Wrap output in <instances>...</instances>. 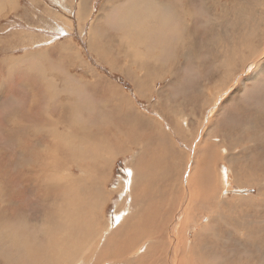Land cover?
Wrapping results in <instances>:
<instances>
[{"label": "rangeland", "instance_id": "374dc122", "mask_svg": "<svg viewBox=\"0 0 264 264\" xmlns=\"http://www.w3.org/2000/svg\"><path fill=\"white\" fill-rule=\"evenodd\" d=\"M29 1L32 5L31 10L35 14V18L30 21L21 18L27 10L22 7L17 8L19 4L28 8ZM104 1H107L106 11L97 12L99 5ZM129 1L133 3V7ZM88 2L87 0H0V72L2 73H0V150L8 155L7 167L16 168L21 164L29 165L33 162V158L21 159V153L16 151V141L26 134L34 139L31 143L32 149L42 146V142L38 141L40 139H35L43 132L42 129L38 130L41 131L38 133L33 132L34 130L28 132V129L23 130L22 127L49 125L48 133L45 135L51 134L52 126L49 122L42 121L43 116L44 119L48 118L47 121L51 119L61 131L70 129V117H73V114L84 118L86 121L84 129L91 131L94 128L95 131L92 132L94 134H97V129L104 121L106 124L109 121L114 126L123 128L127 127V124L134 125L137 129L133 128L127 132L116 128L113 137L122 133L132 136L133 139L138 138V135L144 137L148 161L144 167L136 169L132 164L136 162V157H132L133 150L123 154L124 149H122L119 154H115L116 157L111 163L110 179L106 186L100 183V178L95 175V184L91 185L92 188L76 184L72 188L62 190L61 196H68L67 202L76 205V200H82V204L79 205L82 207L73 212L81 211L80 213H84L85 216L93 215L99 218V224L108 226L110 232H104L102 245L110 244L109 235L114 233L111 234L113 246L106 248L104 253L114 255L115 259L120 258V263L99 262V264H157L164 250L165 239L163 240L162 235H165V232H162L158 239H152L154 248L151 244L149 247L146 246L149 238L143 240L139 247L135 248L140 251H136L139 256L135 254L130 257L129 252L123 254L126 249H134L137 245L127 239L134 230L151 234V238H154L156 234L154 232L163 223L164 218H167L168 212H171L169 214L170 219L172 217L171 225L175 223L180 225L183 224L186 211L191 218L188 224H191H184L188 229L186 228V238L183 236L181 242L183 240L188 249L194 244L195 248L192 252L197 251L198 254L188 253V257L193 255L194 263L196 256H199L204 258L207 264H249V262L264 264V254H262L264 253V125L262 126L264 124V0H89ZM136 3L138 4L135 5ZM156 5L162 7L161 12L147 16V9ZM128 9L129 11L133 9L132 19L135 17L140 20L143 23V33L146 37L149 36L143 42L149 47L160 49L157 52L159 58L156 64L152 60V53L147 54L144 66H141L133 61L131 51L126 52L128 45L124 37L126 34L129 36L131 49L135 48L132 26L126 28L116 18L118 15L125 18L124 14ZM172 10L176 12L173 14ZM160 13L170 18L166 24H162L160 18L157 19ZM109 14H111L110 19L105 18V15ZM147 30L152 31L153 36L148 35ZM150 38L152 41L149 40ZM166 43L169 44L165 47ZM141 50L146 49L142 46ZM28 65L36 70L31 67L29 69ZM44 67L46 70L43 69ZM16 68H20V71ZM40 68L41 70H38ZM27 69L30 70V74L34 72L33 77ZM10 72L14 73L10 74ZM37 82L51 83L61 92H58L60 98H54L50 104L48 100L45 101L43 112H40L41 118H36L35 114H28L32 116L34 122L27 119L23 121L21 115L27 110L23 106L32 103L31 92L36 89ZM97 91L99 94L96 93ZM58 103L71 105L69 107L71 111L68 110L65 119L48 112V105L53 106ZM37 109L41 107L38 106ZM74 111L77 114L73 113ZM19 117L22 121L19 124L21 129L16 128V131H13L14 139L10 133L15 122L11 120L13 118L18 122ZM120 117H122L121 121ZM258 120H262L260 121L262 124ZM104 140L101 139L102 146L107 148L103 144ZM93 144L96 146V143ZM42 148L48 155L45 144ZM136 152L139 154V151ZM84 154L78 155L79 160L72 153L60 155L64 163L58 167L60 173H64L63 169H67L70 162H83L85 159L84 174L89 179L93 178L96 157L94 152L88 151ZM159 154L164 158L154 161ZM128 167L139 171L134 177L138 191L135 199L130 198L128 190L126 193L124 184H119L123 178H128ZM74 173L79 174L78 171ZM19 184V182L14 183L18 190L21 189ZM170 189L171 191L168 192ZM140 190L145 192L144 199L141 198L142 195L138 197ZM190 190L195 194L194 201L190 200V203L183 201V203L184 194ZM123 191L126 196L122 194ZM160 191L163 197L161 201L156 202L152 199L151 193ZM32 193L33 184L29 186V192L22 193L21 202L25 208L19 212V215L29 218L32 227L25 226L26 224L21 221L22 217L10 216L9 211L2 217L4 235L0 233V240L1 237L3 238L2 242L0 241V250H12V254H6L5 259L10 258L9 261L12 260L15 264H31L23 260L24 257L28 258L23 253L26 246L34 245L36 250H44L38 247L35 240L40 239L46 244V236H44L46 233L42 231L43 233L40 234L37 231L38 227L35 228L32 224L39 225L50 207L43 202L40 195L36 198ZM102 193H105L107 198L104 199V203L101 201L103 203L99 204L101 207L98 205L97 210L100 212L93 214L90 209L91 204L95 199L98 200ZM123 197L126 198L125 202H122ZM3 204L5 205V200L0 196V209ZM58 206L57 203L55 207ZM121 209L126 210L124 212H127L126 217L129 219L127 225L123 226H120L121 220H116ZM116 222L120 223L119 226ZM144 222L145 224H142ZM118 227H121V230L116 232ZM182 227L183 225L175 228L176 234ZM16 229L21 234L24 229L27 234L29 230L28 239L20 242L18 240L15 243L14 238L7 236L10 233L15 235ZM99 235L100 233L97 236ZM248 238L250 240H247ZM124 240H127L126 244ZM167 249L166 255L171 246L168 245ZM184 251V247H175L177 264L185 255ZM166 255L163 256L164 263L169 264ZM3 256L0 254V264H5L6 260ZM38 256V259L32 257V264H60V259L54 263L55 257H48L44 252L40 253V257ZM96 256L97 253L94 257ZM47 257L49 263L45 262ZM201 260L204 262L203 259ZM81 261L78 264H82Z\"/></svg>", "mask_w": 264, "mask_h": 264}, {"label": "bare ground", "instance_id": "6f19581e", "mask_svg": "<svg viewBox=\"0 0 264 264\" xmlns=\"http://www.w3.org/2000/svg\"><path fill=\"white\" fill-rule=\"evenodd\" d=\"M80 1V0H79ZM89 0H87L88 2ZM120 1V0H119ZM148 1V0H146ZM154 1V0H153ZM188 1V0H187ZM210 1V0H209ZM215 1V0H214ZM59 2V1H58ZM105 2V1H104ZM130 2V1H129ZM219 2V1H217ZM85 3V2H84ZM89 3V2H88ZM131 4V2H130ZM133 4V3H132ZM131 4V6H132ZM138 3H136L135 5H137ZM155 4V3H154ZM209 4V3H208ZM83 5V4H81ZM91 5V4H90ZM148 5V4H147ZM164 5V4H163ZM210 5V4H209ZM214 5V4H213ZM217 5V4H216ZM92 6V5H91ZM130 6V5H129ZM130 6V7H131ZM129 7V8H130ZM133 7V6H132ZM139 7V6H138ZM212 7V6H211ZM102 8V7H101ZM214 8V7H212ZM80 9V7H79ZM131 9V8H130ZM134 9V8H133ZM132 9V10H133ZM78 10V9H77ZM84 10V9H83ZM104 11L105 8L103 9ZM132 10L128 11L124 14L125 18L124 17H120V15H118V17L116 18V20L120 21V24L124 25L126 28L132 26L131 30L134 34V37L131 36V32L129 31V35L132 37V40H134V45H135V48L132 50L131 49V46L129 44V36L128 34H126V42L128 43V45L126 46L127 47V51H131L132 52V55H133V61L138 64V65H141V66H144V59L147 57V54L148 53H152L153 54V57H152V60L155 62L156 64V60L157 58H159L157 52L160 51L159 48L157 47H149L147 46L145 43L146 42H143L145 41L146 39L145 38H149V36H145V34L143 33V23L140 21V20H137V18L133 17L132 19ZM162 10V7L156 5V6H150L148 9H147V16L148 15H154L156 14L157 15V12H161ZM175 10V8L173 9ZM172 10V11H173ZM52 11V10H51ZM68 11V10H67ZM79 11V10H78ZM77 11V12H78ZM144 11V9H143ZM164 11V10H163ZM53 12V11H52ZM82 13V11H80ZM84 12V11H83ZM102 12V11H101ZM100 12V13H101ZM134 12V11H133ZM171 12V11H170ZM176 12V11H175ZM173 11V14L175 13ZM54 13V12H53ZM135 13H137V11H135ZM140 13V12H139ZM142 13V12H141ZM144 13V12H143ZM220 13V12H219ZM85 14V13H84ZM55 15V14H54ZM61 15V14H60ZM86 15V14H85ZM90 15V14H89ZM88 15V16H89ZM141 15V14H140ZM144 15V14H143ZM84 16V15H82ZM108 18L110 19L111 17V14L109 15H105V18ZM130 18V19H127V18ZM137 17H139L137 15ZM152 17V16H150ZM180 17V16H179ZM83 18V17H82ZM87 18V17H85ZM143 18V16H142ZM141 18V19H142ZM160 18L159 20L162 22V24H166L169 20L166 16H164L162 13H160V15L157 16V19ZM115 19V18H114ZM139 19V18H138ZM144 19V18H143ZM151 19V18H150ZM156 20V18H154ZM170 19V18H169ZM176 19V18H175ZM61 20V19H60ZM78 20V19H77ZM86 20V19H85ZM153 20V18H152ZM154 20V21H155ZM182 20V19H181ZM151 21V20H150ZM148 21V22H150ZM159 22V21H158ZM74 23V22H73ZM82 23V22H81ZM174 23V22H173ZM173 23H171L173 25ZM180 23V22H177V24ZM183 23V22H182ZM151 24V23H150ZM155 24V23H154ZM176 24V23H175ZM176 24V25H177ZM186 24V23H185ZM70 25V24H69ZM74 25V24H73ZM81 25V24H79ZM145 25V24H144ZM148 25V23L146 24ZM182 25V24H181ZM208 25V24H207ZM161 26V25H160ZM190 26V25H189ZM66 27V25H65ZM82 28V26H80ZM156 27V26H155ZM168 27V26H167ZM256 27V26H255ZM146 28V27H145ZM172 28V26L170 27V29ZM177 28V26H176ZM182 28V27H180ZM70 29V28H69ZM147 29V28H146ZM184 29V28H183ZM119 30V29H118ZM120 30H121V27H120ZM145 30V29H144ZM159 30V29H158ZM167 30V29H166ZM165 30V31H166ZM174 30V28L172 29ZM260 30V28H259ZM63 31V30H62ZM124 30H122L123 32ZM152 31H153V27H152ZM151 31V32H152ZM155 31V30H154ZM161 31V30H160ZM147 32L149 33L148 35L152 34L150 32V30ZM159 32V31H157ZM167 32V31H166ZM173 32V31H172ZM184 32V31H183ZM154 33V32H153ZM162 32H160L161 34ZM164 33V32H163ZM261 33V31L259 32ZM66 34V33H65ZM156 34V33H154ZM170 34V32H169ZM183 34V33H182ZM185 34V33H184ZM168 36V34H166ZM150 36H153L150 35ZM155 36V35H154ZM160 36V35H159ZM187 36V34H186ZM43 37V36H41ZM40 37V38H41ZM94 37V36H93ZM157 38V36H155ZM152 38V37H151ZM151 38L149 39L150 41ZM159 38V37H158ZM44 39V37H43ZM153 39V38H152ZM165 39V37L163 38ZM48 40V39H47ZM55 40V38L53 39ZM122 40V38H121ZM160 40V38H159ZM167 40V39H166ZM187 40V39H186ZM51 41V40H50ZM91 41V40H90ZM172 41V40H171ZM170 41V42H171ZM177 41V40H176ZM45 42V41H44ZM154 43L156 41H153ZM162 42V40H161ZM169 42V43H170ZM175 42V41H174ZM179 42V41H177ZM40 43V42H39ZM42 43V42H41ZM40 43V44H41ZM169 43H166L164 44V46L166 47ZM173 43V42H172ZM180 43V42H179ZM185 43V42H184ZM189 43V42H188ZM191 43V42H190ZM69 44V43H68ZM74 44V43H72ZM71 44V45H72ZM158 45V43H155ZM36 45H37V41H36ZM34 45V46H36ZM50 45V44H49ZM104 45V44H103ZM108 45V44H106ZM150 45V44H149ZM162 45V44H161ZM178 45V44H177ZM52 46V45H51ZM68 46V45H67ZM70 46V45H69ZM92 46V45H91ZM145 47L146 50L142 51L141 50V47ZM192 45H190L191 47ZM28 47V46H27ZM40 47V46H38ZM43 47V45L41 46ZM48 47V46H47ZM71 47V46H70ZM173 47V45H172ZM196 47V46H195ZM26 48V47H25ZM31 48V47H30ZM109 48V47H108ZM161 48V47H160ZM41 49V48H39ZM106 51H107V47L105 48ZM162 49V48H161ZM164 49V48H163ZM167 49V48H166ZM27 50V49H26ZM67 50V49H65ZM75 50V49H74ZM110 52H111V48L109 49ZM34 51V50H33ZM178 51V49H177ZM31 52V51H30ZM46 52V51H45ZM165 52V51H163ZM40 54V53H39ZM118 54V53H117ZM160 54V53H159ZM180 54V53H179ZM184 54V53H183ZM42 55V54H41ZM107 55V54H106ZM109 55V54H108ZM112 55V54H111ZM110 55V56H111ZM161 55V54H160ZM166 55V54H165ZM109 56V57H110ZM162 56V55H161ZM43 57V56H42ZM41 57V58H42ZM40 58V59H41ZM111 58V57H110ZM257 58V57H256ZM14 59V58H13ZM151 59V58H150ZM42 60V59H41ZM51 60V59H50ZM44 61V60H43ZM42 61V62H43ZM47 61V59H46ZM37 62H41V61H37ZM49 62V60H48ZM47 62V63H48ZM254 62H256L254 60ZM19 63V62H18ZM35 63V62H34ZM46 63V62H45ZM163 63V61H162ZM21 64V63H19ZM24 63H22L21 65H23ZM42 64V63H41ZM134 64V63H133ZM25 65V64H24ZM31 65V64H30ZM30 65L29 66V69H30ZM33 65V64H32ZM43 65V64H42ZM41 65V66H42ZM18 66V65H17ZM47 66V65H46ZM164 66V65H163ZM15 66H13L14 68ZM35 67V66H34ZM53 67V65H52ZM160 67V65H159ZM167 67V66H166ZM261 68V66H259ZM9 68V67H8ZM24 68V66H23ZM22 68V69H23ZM27 68V67H26ZM32 69L33 66L31 67ZM39 68V66H38ZM144 68V67H143ZM154 68V67H152ZM165 68V67H164ZM259 68V69H260ZM18 68H16L17 70ZM44 70H46V68L44 67L43 68ZM56 69V68H55ZM127 69V67L125 68ZM12 70V69H11ZM9 70V71H11ZM20 71V68L18 69ZM28 70V69H27ZM36 70V69H34ZM38 70H41L38 69ZM37 70V71H38ZM131 70V69H130ZM14 71V70H13ZM18 71V72H19ZM30 70H28V73L30 74L29 72ZM36 71V72H37ZM162 71V70H161ZM33 72V71H31ZM48 72V71H47ZM258 72V71H257ZM1 73V72H0ZM7 73V72H6ZM14 73V72H13ZM10 72V74H13ZM34 73V72H33ZM32 73V74H33ZM39 73V71L37 72ZM49 73V72H48ZM53 73V72H52ZM51 73V74H52ZM144 73V72H143ZM2 74V73H1ZM8 74V73H7ZM30 74V75H32ZM42 74V73H41ZM40 74V76H41ZM50 75V74H49ZM53 75V74H52ZM6 76V75H5ZM151 76V75H150ZM28 77V76H27ZM33 77V75L31 76ZM37 77V76H36ZM49 77V76H48ZM53 77V76H52ZM11 78V77H10ZM30 78V77H29ZM38 78V77H37ZM106 78V77H105ZM33 79V78H32ZM32 79H30L32 81ZM56 79V77H55ZM94 79V78H93ZM2 80V79H1ZM41 80V79H40ZM57 80V79H56ZM109 81V80H108ZM53 82V81H52ZM1 83V82H0ZM45 83V84H44ZM209 83V82H208ZM207 83V84H208ZM238 83V82H237ZM3 84V83H2ZM34 84V83H33ZM43 84V85H42ZM41 85L37 86L36 89L32 90L31 92V96L33 97V101H32V105L30 104V107H28L27 110H25L23 112V115L22 112H21V116H23V121L24 119H27L28 121H33L32 119V111L34 112V110H36V112L34 113L36 116L38 115L39 116V113L40 112H43L42 111V108L43 106L45 105V101L47 102L48 100V104L52 103V100L55 98H60L59 97V93L60 91H57V88L53 85H51V83H46V82H43ZM60 84V83H59ZM108 84V83H107ZM206 84V86H207ZM68 86V85H67ZM109 86V85H108ZM69 87V86H68ZM72 87V86H71ZM114 87V86H113ZM158 87V86H157ZM1 88V87H0ZM65 89V87H63ZM61 88V89H63ZM115 88V87H114ZM119 88V87H117ZM155 88V87H154ZM13 89V88H12ZM69 89V88H68ZM121 89V88H120ZM14 90V89H13ZM111 90V89H110ZM113 90V89H112ZM111 90V91H112ZM118 90V89H116ZM10 91V89H8V92ZM69 91V90H68ZM121 91V90H120ZM147 91V90H146ZM7 92V91H6ZM61 93V92H60ZM97 94H99V91L96 92ZM112 94V92H110ZM108 93V94H110ZM69 94H70V91H69ZM117 94V93H116ZM145 94V93H143ZM7 95V94H6ZM11 95V94H10ZM125 95V94H124ZM121 97V96H120ZM66 98V97H65ZM68 99V98H67ZM107 99V98H106ZM62 100V98H61ZM65 100V99H64ZM170 100V99H169ZM57 101V100H56ZM60 101V100H59ZM58 101V102H59ZM120 101V100H119ZM71 102V101H70ZM69 102V103H70ZM209 102V101H208ZM72 103V102H71ZM47 105V104H46ZM107 105V104H106ZM113 105V104H112ZM39 107H41L40 111L39 109H37ZM71 105H66V103H58L57 104V107L53 108V106L51 105H48L47 106V109H48V112H50L52 115L54 114V116H60L62 117L63 119H65V116L66 114L69 112L68 110H70L71 108H69ZM19 107V106H18ZM46 107V106H45ZM110 107V106H109ZM104 108V107H103ZM54 109H55V112H54ZM79 109V107H78ZM83 110V109H82ZM86 110V109H85ZM71 111V110H70ZM73 113H76L75 111ZM28 114H31V115H28ZM77 114V113H76ZM19 115V114H18ZM42 115V114H41ZM51 115V116H52ZM80 116V115H78ZM78 116H74L73 114V117H70V124H71V127L70 129H66L64 131H61V129H58L59 126H56V124H54L52 122L51 119H49V121H47V119H44L45 117L43 116V119L42 121L44 122H49V124L52 126L51 127V134H48V135H45L47 134V130L49 129V125H44L42 127V130L43 132H38V130H34L33 132H38L40 133V136L36 137L35 139H40L38 141H41L42 142V146L45 144V146L47 147L48 149V152L49 154L46 155L45 153V150L42 148V146L39 145V147L35 148V149H32V146H31V143L33 142L34 139H32L31 135H26L25 134V137L22 138H17L18 140L16 141L17 144H16V151H18L19 153H21L22 155V160H25V159H30V158H33L32 161L29 165H24V164H21L20 166L16 167V168H13L12 166H9V168L7 167L8 165V161H9V158H8V155L5 151H2L0 150V196L3 198V200H5V205L3 204L1 209H0V233L2 235H4V227H2L1 225V222H2V217L3 215L9 211L10 212V216H19V217H22L21 221L24 222L28 227L31 226L30 224V220L29 218L26 216H21V214L19 215V212H21L22 208H25L23 207L24 205H22V202H21V196L23 195L22 193H27L29 192V186L31 184H33V196L37 198L38 195H40V197L43 199V202L48 205L50 207V209L46 212L45 216H43V218L41 219L42 222H40V226L39 225H34L32 224L35 228L38 227L39 230H37L38 232H40V234H42L44 231L46 234H44V236H46V244L42 243L40 239H37L35 240V242L39 245L38 247L39 248H43L44 250L42 251L41 250H36L34 248V245L32 247L30 246H26V249L23 250V253H24V256L27 255L28 258L24 257L23 260L25 259V261L27 263H31L32 264V257L34 258H37L40 257V253L41 252H44L46 256L48 257H55V262L56 263L59 259H60V264H78L79 261L82 262V264H99V262H102V263H109V262H112V263H120V258L119 259H115L114 258V255H111V254H106L104 253L105 249L110 247L113 243V237L111 236V233L109 235V238H110V244H106V245H102V242H103V235H104V232L105 231H109V228L108 226L107 227H104L102 226L101 224H99V218L93 216V215H90V216H85L84 213H75L73 212V210H77L79 208H81L82 206H79L81 203L82 200H76V205H74L73 203H70L67 202V197H64V196H61L62 194V190H67V188H72L74 186H76V184H80V185H84L85 187L88 186V187H91V185L95 184V175H98V177L100 178V183H103L104 186L107 185L108 183V180L110 179L109 178V169H110V166H111V163L113 162V159L116 157L115 154H119L121 152L122 149H124L123 151V154H125V152L129 151V150H133V156L132 157H136L135 160L136 162L134 161V164L136 166V169L139 170V168H142L146 165V163L148 162L147 161V157H146V141L144 140V137H141L140 135H138L139 137L138 138H135L133 139L132 136L130 135H127L126 133H122L120 134L119 136H114L113 137V132L114 130L117 128V129H120L122 130L123 132H127L131 129H133L135 126L134 125H131L130 124L128 125L127 123V127H124V128H127V129H124L122 126H114V124H111L109 123L108 121V124H106V122L104 121L102 123V125L97 129L98 131L96 132L97 134H94L92 133L94 130V128L91 130V131H86L84 128H85V125H86V121L84 120V118H79ZM8 117V116H7ZM14 117V116H13ZM40 118V117H39ZM18 119V122L12 118L11 121L14 120L15 122V125H14V128L12 127V130H11V133L10 135H15V132L13 131H16V128L18 129H21V126L19 125L20 123H22L20 117L17 118ZM122 117L119 118V120L121 121ZM51 120V121H50ZM84 120V121H83ZM10 121V122H11ZM40 121V119H39ZM41 121V122H42ZM57 121V120H55ZM259 121V120H258ZM262 121V120H260ZM259 121V122H260ZM8 122V121H7ZM34 122V121H33ZM115 122V121H114ZM261 123V122H260ZM25 124V123H24ZM22 124V125H24ZM116 124V123H115ZM146 124V123H145ZM262 124V123H261ZM33 125V124H32ZM64 125V124H63ZM264 124H262L263 126ZM90 126V125H89ZM261 126V127H262ZM25 127V126H24ZM58 127V128H57ZM67 127V126H66ZM3 128V127H2ZM26 128V127H25ZM25 128L23 130H25ZM17 129V130H18ZM29 129V128H28ZM35 129V128H34ZM37 129V128H36ZM134 129H137V128H134ZM4 130V129H3ZM27 130V129H26ZM31 130V129H30ZM60 130V131H59ZM259 130V129H258ZM257 130V131H258ZM263 130V129H262ZM29 132V130H28ZM32 132V130H31ZM262 132V131H261ZM215 133V132H214ZM253 133V132H252ZM9 134V133H8ZM24 134V133H23ZM33 134V133H32ZM253 134H256L255 132ZM17 135V134H16ZM21 135V134H20ZM9 136V135H8ZM134 136V135H133ZM14 137V136H13ZM105 138V140H104ZM258 138V137H257ZM10 139V138H9ZM15 139V137H14ZM101 139H103L105 141V144L104 146H106L107 148H104L102 146V143H101ZM15 141V140H14ZM259 141V140H258ZM261 141V140H260ZM222 142V141H221ZM224 142V141H223ZM93 143H96V146H94ZM264 143V142H263ZM258 145V144H257ZM36 147V146H34ZM33 147V148H34ZM49 147V148H48ZM45 148V147H44ZM94 152V155L96 157V160H95V165H94V177L89 179L88 176H86L84 173H85V169H86V166H85V159H83L84 161H80V162H70L71 164L66 168H64V173H60L61 171L58 169V167L63 163V161L61 160L60 158V155H67L68 153H72L74 155L75 158H77L79 160V156L80 154H84V152ZM136 151H139V154L138 152ZM167 151V150H166ZM163 153V152H161ZM164 154V153H163ZM62 156V157H64ZM224 156V155H223ZM73 157V156H72ZM70 157V158H72ZM171 157V156H170ZM162 158H164V156L162 157L160 154L159 156H156L154 158V161L157 160H161ZM218 158V157H217ZM14 159V158H13ZM74 159V158H73ZM133 159V158H132ZM35 160V161H34ZM131 160V159H130ZM65 161V160H64ZM150 161V160H149ZM163 161V160H162ZM193 161V160H192ZM213 162V161H212ZM14 163V162H12ZM163 163V162H162ZM88 164V163H87ZM10 165V163H9ZM66 165V163H65ZM85 166V168H84ZM91 166V164H90ZM133 166V165H132ZM62 167V166H61ZM92 167V166H91ZM89 168H87L88 170ZM144 169V168H143ZM148 169V168H147ZM161 169V168H160ZM70 170V171H69ZM138 170H135L133 169L132 167H128L127 168V174H128V178H123L122 182H119V184H124V189H126V193H127V190L130 192V198L134 199L137 198V190H136V183H134V177L137 175V171ZM13 171V172H12ZM75 171H78L79 174L76 175V173H74ZM148 171V170H147ZM139 172V171H138ZM144 172V171H142ZM186 172V171H185ZM225 173V171H224ZM146 174V173H145ZM222 174V173H221ZM235 174V173H234ZM237 174V173H236ZM108 175V176H107ZM11 176H14L11 177ZM186 176V175H185ZM228 176V175H227ZM168 177V176H167ZM200 177V176H199ZM203 177V176H202ZM187 179H188V176H187ZM202 179V178H200ZM224 179V178H223ZM191 180V179H190ZM171 181V180H170ZM173 181V180H172ZM171 181V182H172ZM207 181V180H206ZM209 181V179H208ZM207 181V182H208ZM15 182H19L21 185V189H17L16 186L14 185ZM206 182V183H207ZM263 182V181H262ZM261 182V183H262ZM99 183V182H98ZM145 184V183H144ZM97 186V184L95 185V187ZM109 186V185H108ZM79 188V186H78ZM102 189L104 187H101ZM121 188V187H120ZM161 188V187H160ZM74 190V189H73ZM78 190V189H77ZM76 190V191H77ZM80 190V189H79ZM93 190V189H92ZM151 190V189H150ZM161 190V189H160ZM239 190V189H238ZM75 191V190H74ZM105 191V190H104ZM147 191V190H146ZM171 189L168 191L170 192ZM174 191V190H173ZM193 190H190L187 194H184V197H183V200L182 202H188L190 203V200L194 201V192L192 193ZM262 191V190H261ZM86 192V191H85ZM103 192V191H102ZM162 191L160 192H152L151 194V197L152 199L157 202V201H161L163 195L161 193ZM21 193V194H20ZM89 193V191H88ZM100 193V192H99ZM109 193V192H108ZM126 193L123 191L122 194H124L126 196ZM174 193V192H173ZM73 194V192L71 193V195ZM90 194V193H89ZM111 194V193H110ZM144 194L145 192H141V190L139 191L138 193V197H140L142 195L141 198L144 199ZM82 195V194H81ZM85 195V194H83ZM82 195V196H83ZM106 194L105 193H102L101 194V197L97 200L95 199L92 204H91V211H93V214L98 211L97 210V207L99 204H101L105 198H107L105 196ZM78 194L76 195V198H77ZM124 196V197H125ZM75 197V196H73ZM110 197V196H109ZM111 197H112V194H111ZM122 198V202H125L126 198ZM177 197V196H176ZM181 197V195H180ZM81 198V197H79ZM85 198V197H84ZM82 199V198H81ZM128 199V198H127ZM130 199V200H131ZM205 199H208V198H205ZM100 200V201H99ZM111 200V199H110ZM173 200V199H172ZM180 200V199H178ZM102 201V202H101ZM133 201V200H131ZM130 201V202H131ZM152 201V200H151ZM175 201V200H174ZM199 201V200H198ZM210 201V200H209ZM3 202V201H2ZM181 202V203H182ZM183 202V203H184ZM204 202V201H203ZM58 203V208L55 207V205ZM88 203V202H87ZM104 203V202H103ZM102 203V204H103ZM127 203V202H126ZM178 203V202H177ZM158 204V203H157ZM174 204V202L172 203ZM171 204V205H172ZM180 204V203H179ZM187 204V203H186ZM192 204V203H191ZM238 204V203H237ZM73 205V206H72ZM106 205V204H104ZM103 205V206H104ZM161 205V204H160ZM181 205V204H180ZM209 205V203H208ZM173 206V205H172ZM183 206V205H182ZM188 206V204H187ZM99 207H101L99 205ZM98 207V208H99ZM143 207V206H142ZM48 208V207H47ZM128 208V207H127ZM165 208V207H164ZM170 208V206H169ZM176 208V207H174ZM189 208H190V204H189ZM192 208V206H191ZM130 209V208H129ZM193 209V208H192ZM81 210V209H80ZM104 210V209H103ZM125 210V209H124ZM124 210L121 209L119 215L117 214V218L116 220L117 221H120L121 224L120 226H123V225H127V221L129 220L127 217H126V214L127 212L125 213ZM172 210V209H171ZM185 210V209H184ZM18 211V212H17ZM45 211V210H43ZM82 211H85V210H82ZM126 211V210H125ZM129 211V210H128ZM143 211V210H142ZM170 211V210H169ZM175 211V210H174ZM87 212V211H86ZM100 212V211H98ZM176 212V211H175ZM185 212V211H184ZM190 212L191 209H190ZM103 213V211H102ZM167 213V212H166ZM171 213V212H170ZM168 212L167 214V218H164V221H162L163 223L160 224V227L157 229V231L154 232V238H151L152 235L149 234H145L141 231H133V234L130 236V238H128L127 240H132L134 243H136V247H134V249H126V252L123 251V254L124 253H131L130 254V257H132V255H135L136 254V251H138L137 249L135 250V248L139 247V245L143 242V240H145L146 238H149L148 239V242L146 246H150V244L153 246L152 244V239H158V237L161 236V233L162 232H165V235L163 234L162 235V238L163 240L165 239V244H164V250H163V253L161 254V256L158 258V261L156 262L157 264H167L164 263L165 262V259H163V256L166 255V252L165 250L167 249V246L170 245L171 246V249L169 252H167V255H166V259L167 261H169V264H177V261H176V258H175V255H174V249L176 246L178 247H184L185 251V255L179 260V264H207V262L204 260V258H199V256H196V261L194 263L193 261V255H190L188 257V253L191 252H195L193 251L192 252V249L195 248L194 244L193 245H190V248L188 249V246L187 244L183 243V240L181 242V239L183 238V236L186 238V234H187V226L185 227L184 224L186 225H189L191 223L188 224V222L190 221L189 219V212L186 211V216H184L182 213V215L184 216L183 218V224H180L178 225L177 223L175 224H172L171 225V219H170V214ZM165 214V213H164ZM176 214V213H175ZM192 214V213H191ZM263 214V213H262ZM23 215V214H22ZM144 215V214H143ZM166 215V214H165ZM174 215V214H173ZM194 215V214H193ZM9 216V217H10ZM192 216V215H191ZM202 216V215H201ZM17 217V218H19ZM116 217V215L114 216ZM163 218V217H162ZM193 218V217H192ZM197 218V217H196ZM31 219V218H30ZM148 219V218H146ZM182 220V218H180ZM179 219V220H180ZM5 220V219H3ZM15 220V219H14ZM114 220V219H113ZM139 221V220H138ZM150 221V220H149ZM21 222V223H22ZM112 222V221H111ZM140 222V221H139ZM191 222V221H190ZM153 223V222H152ZM182 223V222H181ZM4 224V223H3ZM16 224V222L14 223V225ZM117 224V222H116ZM119 224H117L119 226ZM140 224V223H139ZM142 224H145L142 223ZM141 224V225H142ZM104 225V224H103ZM113 225V224H112ZM171 225V226H170ZM181 225H183L182 229L181 230H178L177 234L175 232V228H179ZM263 225V224H262ZM23 225L24 228H27ZM111 226V225H110ZM147 226V225H146ZM191 226V225H190ZM32 227V226H31ZM113 227V226H112ZM116 227V226H115ZM136 227V225H135ZM140 227V226H139ZM204 227V226H203ZM191 228V227H190ZM7 229V228H5ZM139 229V228H137ZM151 229V228H150ZM149 229V231H150ZM188 229V228H187ZM112 230V229H111ZM121 230V227H118V229L116 230L117 231H120ZM130 230V229H129ZM146 230V229H145ZM153 231V229H151ZM155 230V229H154ZM208 230V229H207ZM255 230V229H254ZM13 231V229H12ZM21 231V229H20ZM24 232L21 234L18 229H16L15 232V235H7L8 237H12L14 238V242L16 243V241L19 240V242L21 240H27L28 239V235H29V230L28 231V234L27 232H25V229L23 230ZM147 231V230H146ZM186 231V232H185ZM196 230H194L195 232ZM7 232V231H6ZM209 232V231H208ZM255 231H253L254 233ZM98 233H100L99 236ZM151 233V232H150ZM201 233V232H200ZM199 233V234H200ZM19 234V235H18ZM114 234V233H113ZM120 234V233H119ZM131 234V233H130ZM202 234V233H201ZM224 234V233H223ZM118 235V234H117ZM206 235V233H205ZM210 235V234H209ZM120 236V235H119ZM196 235H194L195 237ZM198 236V235H197ZM215 236V235H214ZM218 236V235H216ZM232 236V235H231ZM247 236V235H246ZM117 237V236H116ZM128 237V236H127ZM167 237V239H166ZM233 237V236H232ZM126 238V237H125ZM250 238V236H249ZM247 239V240H250V239ZM262 238V236H261ZM2 237H1V242H2ZM116 239V238H115ZM5 240V239H4ZM13 240V239H12ZM11 240V242H12ZM40 240V241H39ZM127 240H124V243L126 244V241ZM194 240V239H193ZM30 241V240H29ZM146 241V240H145ZM144 241V242H145ZM188 241V240H187ZM255 241V240H254ZM7 242V241H6ZM123 242V241H121ZM130 242V241H129ZM132 242V243H133ZM115 243V242H114ZM118 243V242H117ZM182 243V245H181ZM4 244V243H3ZM7 244V243H6ZM11 244V243H10ZM9 244V246H10ZM26 244V243H25ZM15 245V244H14ZM23 245V244H22ZM117 245V244H116ZM124 245V244H123ZM251 245V244H250ZM253 245V244H252ZM102 246V247H101ZM113 246V245H112ZM125 246V245H124ZM254 246V245H253ZM263 246V245H262ZM8 248V247H7ZM6 248V249H7ZM10 248V247H9ZM24 248V247H23ZM126 248V247H125ZM130 248V247H129ZM147 248V247H145ZM152 248V247H151ZM152 248V249H153ZM169 248V247H168ZM254 248H256V246H254ZM168 250V249H167ZM253 250V248H252ZM256 250V249H255ZM3 258L5 259V256L6 254L8 255H11L12 254V250H9L7 249V251H2L0 250ZM140 252V251H138ZM225 252V251H224ZM229 252V251H228ZM98 254V256L94 257L95 254ZM101 253V254H100ZM197 253V251L195 252V254ZM248 253V252H247ZM17 254V253H16ZM114 254V253H113ZM122 254V253H121ZM125 254V256H127ZM198 254V253H197ZM230 254V253H229ZM251 254H254V253H251ZM260 254V253H259ZM264 254V253H262ZM15 255V254H14ZM100 255V256H99ZM129 255V254H128ZM158 255V254H157ZM136 256H139L136 254ZM203 256V255H202ZM251 256V255H250ZM249 256V258H251ZM263 256V255H262ZM13 257V256H12ZM11 257V258H12ZM42 257V256H41ZM46 258V261L49 259V258ZM128 257V258H130ZM134 257V256H133ZM19 258H21V256H19ZM127 258V257H126ZM138 258V257H137ZM165 258V257H164ZM226 258V257H225ZM38 259V258H37ZM125 259V258H124ZM141 259V258H139ZM144 259V258H143ZM203 259L204 262L201 260ZM252 259V258H251ZM250 259V260H251ZM5 264H11L12 263V260H10V258L8 259H5ZM227 260V259H225ZM229 260V259H228ZM249 260V259H248ZM35 262V260H33ZM41 261V260H40ZM44 261V260H43ZM143 261V260H142ZM141 261V262H142ZM39 262V261H38ZM139 262V261H138ZM159 262V263H158ZM244 262V261H243ZM4 263V262H3ZM14 263V262H13ZM12 263V264H13ZM37 263V262H36ZM49 263V262H47ZM140 263V262H139ZM209 263V262H208ZM248 263V262H247ZM15 264V263H14ZM58 264V263H56ZM127 264V263H126ZM211 264V263H209ZM217 264V263H216ZM249 264H251L249 262Z\"/></svg>", "mask_w": 264, "mask_h": 264}, {"label": "crops", "instance_id": "0c3cea01", "mask_svg": "<svg viewBox=\"0 0 264 264\" xmlns=\"http://www.w3.org/2000/svg\"><path fill=\"white\" fill-rule=\"evenodd\" d=\"M106 3H107V1L101 3V4L99 5V7H98V11H97V12L100 13L101 11H103V9L107 7ZM28 4H29V5H28V8H27L25 5H20V4L17 6V8H20V7H22V9L25 8V9L27 10V13L24 12V13L22 14L21 18H22V19H28V21H30V20H33V19L35 18V14H34V12L31 10L32 5H31V2H30V1L28 2ZM102 4H103V5H102ZM0 7H1V6H0ZM101 7H102V8H101ZM100 15H101V14H100ZM102 33H103V32H102ZM41 84H42V83L37 82V83H36V87L39 86V85H41ZM42 85H43V84H42ZM32 99H33V98H32ZM54 106L56 107L57 105H56V104L53 105V108H55ZM28 107H30V105H24V106H23V108H25V109H28ZM39 111H40V109H39ZM54 112H55V109H54ZM34 113H35V112H32L31 114L34 115ZM53 116H54V114H53ZM39 117L41 118L40 113H39V116L37 115L36 118H39ZM25 127H26V128H25ZM25 127L23 126L22 128H23V129H24V128H25V129H28V128H29L28 130H30V129H31V130H41V129H42V127H40V126L31 127L30 125H29V126H26V125H25ZM34 128H35V129H34ZM36 128H37V129H36ZM31 130H30V131H31ZM12 164H13V163H12Z\"/></svg>", "mask_w": 264, "mask_h": 264}]
</instances>
